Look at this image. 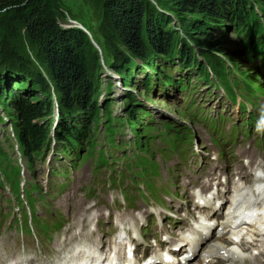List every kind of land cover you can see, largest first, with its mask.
<instances>
[{"label":"trees","instance_id":"1","mask_svg":"<svg viewBox=\"0 0 264 264\" xmlns=\"http://www.w3.org/2000/svg\"><path fill=\"white\" fill-rule=\"evenodd\" d=\"M173 2L176 4V11L172 10V13L175 12L182 21L191 16L187 23L190 28L192 25L197 26L193 32L200 31L201 38L213 40L214 37L206 33L208 26L217 34L215 35L217 39L222 38L224 34H234L240 46L236 49L241 48L239 56L241 58L247 56L254 60L262 58L264 67V0H173ZM251 2L259 8L260 15L251 7ZM119 4L121 7L112 4L108 14L110 24L113 25L111 29L126 49L125 54L119 55L120 59L117 61L119 65L117 69L125 85L131 87L132 84H138L143 87L145 93H149L152 86L158 85L160 79L164 78V88V82L171 80V76L162 71L163 67L159 66L161 62L166 63V70L178 64L187 74L196 73L198 79L209 78L211 71L222 82L229 95L232 94L228 83L229 71L214 52L209 49L204 51L198 46L201 51L199 59L189 48L177 49L175 46L180 39L175 37L174 30L167 29L169 18L165 15L160 17L155 10L156 14H151L149 5L144 0H119ZM249 4L250 7H247ZM51 10V3L47 4V0H0V21L15 25L14 33L17 34L22 30L21 27L26 29V34L35 46L33 50L36 52V61L40 59V63H45L52 74L46 73L48 81L41 74L31 78L33 70L30 68L29 75L21 79L18 77L20 81H25L26 77L31 78L28 83L25 85L20 83L14 87L12 84L5 86L3 78L9 80L12 73H20V68H14L10 64L3 65L0 57V97H6L9 101L7 105L4 103V109L9 115L8 122L29 167L50 149L53 140L55 154L77 158L85 147L87 153L84 157L92 158L97 147L94 134L101 130L99 125L104 124L101 131L110 138L111 144L115 134L107 107L108 102H105L104 109L96 102L100 94L99 87L96 91L98 82L96 78L92 79L85 62V54L80 51V46L85 44V34L78 29L62 31L56 24L55 14H52ZM44 12H47L46 17L43 16ZM155 21L159 23L160 28H154ZM149 49L152 52H148ZM117 51L120 54L121 48L117 47ZM130 58L144 62L138 67ZM20 59L29 65L25 58ZM182 81H173L169 87L174 88ZM235 83L237 82L234 81ZM47 85H50L56 94L60 118L53 137L49 121L52 102L49 91H46L49 88ZM23 88L26 89L25 94L17 91ZM244 89L251 92L249 87ZM42 94L43 99L39 101ZM124 102L128 120L136 128L140 121L135 113L134 101L126 96ZM100 112L102 119L99 117ZM175 127L174 125L171 128ZM182 127L188 134L190 133L187 126ZM134 132L138 134L135 130ZM1 161L2 166L4 165L5 179L11 184L12 191L17 193L20 182L13 176V170H9L7 164H3V161H6L5 156L1 157ZM99 161L103 162V157H100ZM29 195L27 192L28 198ZM30 199L31 196L28 200Z\"/></svg>","mask_w":264,"mask_h":264},{"label":"rangeland","instance_id":"2","mask_svg":"<svg viewBox=\"0 0 264 264\" xmlns=\"http://www.w3.org/2000/svg\"><path fill=\"white\" fill-rule=\"evenodd\" d=\"M144 2L149 5L148 8L151 14H156L154 12L155 10L159 13L158 15L160 17L165 15L169 18V23L166 24L167 29L170 28L174 30L175 37L180 39L178 40L177 46H175L177 49L180 47L189 48L198 58H201L199 56L201 55V51L198 52L199 48L195 47L200 46L204 51L209 49L214 52V55L225 63V67L233 72V75H231L232 80L230 81L236 80L238 84L249 85L252 91L256 92L257 98H252L250 95L246 94L242 90V85H240L238 94L245 99H250L256 104L258 112L260 110L264 112V71L260 67L261 62H252L246 57L241 58L239 56L241 55L239 52L241 48L239 50L236 49V47L239 48L240 46L233 34H224L222 38L217 39L215 38L217 34L208 26L206 33L208 35L211 34L215 39L208 40L201 38L199 36L200 31L193 32L197 26L192 25V28H190V25L187 23L190 21L191 16H187L190 18H184L182 21L178 19L175 12H173L174 14L172 13V10L176 11V4L173 0H144ZM48 3H51V13L55 14V22L60 29H78L85 34V44L80 46V51L85 54V62L89 72L92 74V78H96L98 82L96 91L99 87L100 94L96 102H98L100 107H105L101 106L100 102L103 96L108 98L109 102L107 103V107L112 113V118L120 119L121 122L115 125L118 130L114 138L116 143L115 146L111 147L106 144L102 132L97 135L101 148L109 152V155L111 154L109 157H106L108 165L106 166V163L101 164L100 171L94 169L95 158L88 159L86 162H84V158H82L78 162H75L76 166H70V160L64 159L61 164L59 162L55 163V168H61V170L58 169L60 173L63 171L65 172L64 176L60 178L52 173L53 168L51 165L40 159L39 162H36L31 172L24 173L23 177L29 180L32 186H38V188L43 191L44 202H50L51 198H53V190L58 183H66V185H69L70 183H74L75 180L87 186L94 183L95 186L100 187L105 185L108 181L115 182L121 180L122 176L126 174L127 177L124 178L123 182L133 184L136 179L138 180L142 177V174H138L139 168H137L136 164L138 158L148 159L149 162L146 165L147 170L150 173H155L158 177V170L162 171L165 169V162L162 161L159 149L163 147V143L159 140L158 134H152V141L154 142L150 143L143 151L137 149L133 142L142 134L141 132H147L146 127L142 126H156L154 128L156 130L155 133H158V130H164L165 121L168 120L170 123L176 122L187 126L192 134L188 146L192 150L197 149L201 151L202 143L209 140L211 137L210 135H212L211 129L220 133L224 131L222 123L233 121L240 124L247 118L246 109L245 113H239L235 102H232L226 97L217 81L213 82L215 86H212L204 82V80L202 81L196 79V77H192L193 85L187 87L180 86L181 89L167 88L169 82H166L164 87L167 90H164L161 85H157V88L151 90L150 94L145 93L143 87L138 84H132L130 85L131 87L125 85L123 78L118 72L117 66L119 65L117 61L120 59L119 57L121 55L125 54L126 49H124L122 43H120L114 34L112 30L113 25L110 24L108 14V10L112 7V4L121 7L119 0H47V4ZM250 4L256 11L259 9L253 2ZM250 4L247 7H250ZM43 16L46 17L47 12H44ZM15 28L16 26L13 24L0 21L1 62L3 65L10 64L14 68H20V73H12L13 75H11L9 80L3 78V84L5 86L12 84L13 87L20 83L25 85L29 82V79L37 77L38 74H41L42 77H46V73L51 74L50 69L45 63H40V59L39 61L35 60L36 52L33 50L35 46L26 34V29L21 27L22 30L17 34L14 33ZM154 28H160L157 21H155ZM183 39L184 41H181ZM117 47L121 48L120 54H118ZM150 51L151 49L148 50V52ZM20 58L23 60L25 58L29 62L30 67L26 64L25 60L23 62ZM130 59L135 65L140 66L143 64V60L139 61L136 58ZM106 62L107 67L104 65ZM33 66H36V71ZM30 68L33 70L32 77H26L25 81H20L19 78L21 79L23 76L29 75V72H31ZM177 75L180 74H176L175 76L177 77ZM181 75H183V73ZM46 81H48L47 77ZM120 83L123 86L120 85ZM47 86H49V88H47L46 91H49V97L51 96V102L54 105L53 114L49 117L51 123L54 119V110L55 106H58V102L56 101V94L53 88L50 85ZM107 87L111 88L109 94L106 92L109 89ZM17 91L22 94L26 93L25 88ZM126 93H131V95ZM43 96L42 94V96L39 97V101L43 99ZM126 96L134 101L136 106L135 113L140 117L141 125L136 128L128 120V116L125 113L126 105L124 97ZM4 103L6 105L9 104L8 99L6 97H0V116L3 115L6 119L3 121L0 118V148L6 152L10 165L15 167L14 155L10 145V136L8 135L9 126H6L9 115L4 109ZM248 105L253 106L250 102L245 104V106ZM257 116L259 120L264 122V115L258 113ZM133 129L138 132V134H134ZM181 133L189 136L185 128L181 130ZM212 136L217 137V135ZM144 146L145 145L142 144L141 148ZM175 147L176 144L169 142V145L164 147V152L169 154ZM82 151L85 152V148H83ZM96 154L97 153H95V155ZM45 158L46 160L48 159L47 153L45 154ZM157 164H160L159 168ZM127 166L130 167L132 173L127 170ZM104 168L108 170L102 171ZM162 173L164 174L163 171ZM58 196L59 194L57 197ZM36 205H40V199L36 200ZM19 208L20 205L17 203L16 198L10 194L8 186L0 187V211L3 213L8 212L10 215L12 213L18 215L20 214V212H18ZM10 218L11 217L8 219Z\"/></svg>","mask_w":264,"mask_h":264},{"label":"bare ground","instance_id":"3","mask_svg":"<svg viewBox=\"0 0 264 264\" xmlns=\"http://www.w3.org/2000/svg\"><path fill=\"white\" fill-rule=\"evenodd\" d=\"M210 30V29H209ZM63 31V30H62ZM65 32H67V31H65ZM179 42V41H178ZM177 43V42H176ZM150 52H152V50L150 51ZM200 52V51H199ZM156 53V52H155ZM182 53V52H181ZM192 53V52H191ZM190 54V53H189ZM145 55H146V53H145ZM257 55V54H256ZM188 56V55H187ZM205 56V55H204ZM147 58V57H146ZM190 58H191V56H190ZM194 58V57H193ZM34 59H35V57H34ZM36 60V59H35ZM176 60V59H175ZM151 61H152V59H151ZM144 62V61H143ZM146 62V61H145ZM148 63V62H147ZM153 63V62H152ZM34 65V64H33ZM104 65L107 67V62L106 63H104ZM124 66V65H123ZM138 66V65H137ZM139 67V66H138ZM197 67V66H196ZM33 68H34V70L36 71V66H33ZM189 68V67H188ZM190 71H191V69H190ZM93 79V78H92ZM107 81V80H106ZM111 81V80H110ZM122 82V81H121ZM133 82V81H132ZM157 83V82H156ZM120 85H122L121 83H120ZM123 86V85H122ZM104 87V86H103ZM108 88V87H107ZM125 88V87H124ZM111 89V88H110ZM109 89V90H110ZM115 89V88H114ZM118 89V88H117ZM126 89V88H125ZM127 90V89H126ZM105 91V90H104ZM129 92V91H128ZM104 93V92H103ZM115 93V92H114ZM102 95V94H101ZM113 96V95H112ZM61 114V113H60ZM85 115V114H84ZM83 118V117H82ZM60 123V122H59ZM76 123V122H75ZM59 126V125H58ZM59 128H61V127H59ZM57 129V128H56ZM56 147V146H55ZM59 147V146H58ZM64 148V147H63ZM242 207V204H238V206H237V209H235L233 212H235V213H237L238 212V209L239 208H241ZM203 227H200L198 230H197V233H198V235H202L203 234ZM264 259V258H263ZM256 262L255 263H257V260H255ZM244 264H246V263H244ZM259 264V263H258Z\"/></svg>","mask_w":264,"mask_h":264}]
</instances>
